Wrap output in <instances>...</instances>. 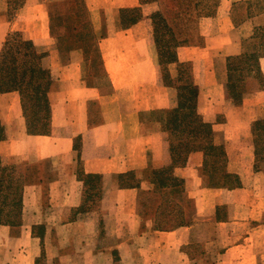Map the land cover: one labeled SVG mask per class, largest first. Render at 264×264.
<instances>
[{
  "label": "crops",
  "instance_id": "obj_1",
  "mask_svg": "<svg viewBox=\"0 0 264 264\" xmlns=\"http://www.w3.org/2000/svg\"><path fill=\"white\" fill-rule=\"evenodd\" d=\"M247 1L221 0L217 14L203 19L214 24L205 41L177 49L180 62L194 65L199 111L226 152L225 171L238 177L230 185L209 170L205 149L174 162L166 126L175 88L162 78L149 18L125 24L121 17L122 9L144 13L149 4L0 0V50L20 32L49 51L45 64L55 76L52 132L29 130L19 90L0 92V157L40 167L23 187L19 221L0 224V264H264V157L251 137L264 116V91L238 103L226 92L228 57L242 52L263 13L238 21L234 9ZM165 168L172 179L154 173ZM130 172L135 184H122ZM90 174L103 175L100 205L72 218ZM168 198L183 222L161 228L155 223Z\"/></svg>",
  "mask_w": 264,
  "mask_h": 264
},
{
  "label": "trees",
  "instance_id": "obj_2",
  "mask_svg": "<svg viewBox=\"0 0 264 264\" xmlns=\"http://www.w3.org/2000/svg\"><path fill=\"white\" fill-rule=\"evenodd\" d=\"M142 3L148 2V0H141ZM208 13L215 10L216 6L208 3L207 4ZM143 16L140 8H129L121 10V17L125 24H130L135 22L139 17ZM156 16H162L165 22L167 30L165 32L169 34L171 40L175 42H170L166 40L162 42L160 39L159 32V23L155 21V34L157 39V47L159 50V64L161 70L163 66H166V63L176 62L180 67L179 73L181 72V67L188 62H180L178 60L177 48L180 45L186 44V41H181L176 37V32L173 26L166 22V18L161 12L153 13L151 16L153 19ZM159 32V33H158ZM20 32H14L11 34L9 39L5 42L2 51L0 52V92L8 90H19L23 98V104L25 108L26 117L28 116V98H36L40 101L42 100L41 105H44V108L48 111L47 116H40L37 122L32 121L27 117L29 130L31 132H50L48 126H43L48 122L43 121L45 118L51 117V105L49 101L48 93L53 87L54 78L51 75V69L42 64V58L47 55V52L39 53L36 49L32 40H25L21 44L19 51H23V57L18 55V52L13 51V37L15 35H20ZM164 35V33H163ZM18 51V50H17ZM168 51V53H165ZM246 56V55H245ZM250 56L247 55V59H250ZM244 55H231L228 57V72H229V81L226 85L227 91L232 89V96L241 98L247 92H251L253 88L244 87L237 83L236 76L242 75L244 69H248L247 65L242 66V64H236ZM168 84H171L169 81L164 80ZM244 85V84H243ZM185 88V93L180 94L179 103L177 106L173 107L170 111V116L168 118V124L166 126L167 131L170 134L171 150L174 162L181 164L185 162L187 155L192 150L205 149L207 154L212 155L213 164L210 165L209 170L221 174L225 178L226 182L230 185L235 184L238 180V177L235 174L227 173L225 171L226 164V152L222 145H217L213 140V129L212 126L203 121L201 114L198 111V96H199V87L194 81H190L183 85ZM230 94V93H229ZM231 95V94H230ZM50 121V120H49ZM264 122L263 120H257L253 124V132L255 136L259 132V124ZM50 123V122H49ZM48 123V124H49ZM5 129L4 126L0 123V138L4 137ZM178 137V142H174L172 138ZM187 137V140L185 138ZM180 138V139H179ZM255 146L257 148V154L259 155L260 151H263L264 148L260 147L258 140L255 138ZM2 161L0 158V166ZM3 168H6L9 165H3ZM160 169L154 170L155 174L161 173L163 179H172L170 169ZM103 175L101 174H90L88 175L87 188H86V197L85 202L82 207H79L74 211L72 218L76 216L78 212H81L83 208L86 210L93 208L94 202L99 198L95 196L98 194V191L90 192V189L98 187L97 183L101 180ZM25 178V179H24ZM175 187H180L177 185L181 182L179 178L176 177ZM27 175L21 176V185L12 186L5 190L2 193V186L0 185V194H3V197L0 202V224L1 223H15L18 222L21 215V205H22V190L27 182ZM0 182L2 178L0 177ZM13 182V181H12ZM136 182V176L134 172L127 173L122 184L132 185ZM161 186H168L166 180L160 179ZM93 193V194H92ZM183 218V216H182ZM183 222V220L176 221L174 223H161L158 224L161 228H168L173 224H178ZM39 229V227H37ZM35 227V232L38 230Z\"/></svg>",
  "mask_w": 264,
  "mask_h": 264
},
{
  "label": "rangeland",
  "instance_id": "obj_3",
  "mask_svg": "<svg viewBox=\"0 0 264 264\" xmlns=\"http://www.w3.org/2000/svg\"><path fill=\"white\" fill-rule=\"evenodd\" d=\"M220 2L221 0H148V2H145V4H149V6H147L145 9L146 13L145 11L144 13L142 11V14L146 15L150 20L151 32H152L151 43L154 48L158 63L160 61V58H159V50L156 42L157 39L155 34V25H156L155 21L159 23V27H160L159 32L161 31L160 39H162L161 41L164 42L166 40H169L170 36L165 32L167 28L164 25L165 22L162 16L159 17L156 16L153 19L151 17L153 13L161 12L163 14V16L166 18V22H168V24L174 27L176 32V37L179 40L186 41V44L203 43L205 41L206 36L214 29V24L211 23L208 24L209 22L203 23V19L207 17L215 16L217 14ZM208 3L212 4L213 6L214 5L216 6L215 10H213L210 13H208V8H207ZM257 13H261V14L259 15ZM251 14L258 15V17L255 20L257 21V24L254 33L249 38L243 41V50L238 55L242 54L244 55V57L240 59L238 62L236 61L237 65L238 64H242V66L247 65L248 69H244L243 74L237 75L235 79L239 85L244 86L246 88L250 87L253 89L251 90V92L245 93L243 97L238 98L232 96V92H231L232 89H229V93L231 94L230 95L226 88L227 99L232 101L233 103H238L242 100V98L247 97L249 95L252 97L253 94H255L257 91H264V70L262 65V59H264V0H248L247 3L246 2L240 3V5L237 6V8H235L233 12V15L238 21L247 18V16ZM25 40H29V39H26L22 33L20 35H15L13 37L12 40L14 46L13 51L18 52L19 57L23 55V51H19V48H21L20 46L21 44H24L23 42ZM172 41L175 42V40L170 39V42ZM33 43L36 46V49L39 53L49 52L48 50L40 49L34 41ZM1 51L2 49L0 50V52ZM165 53H168V51H166ZM247 55H252V56H250V59H247L248 58ZM47 56L48 55L42 58V64L48 67V65L45 64V59ZM175 63L176 62L166 63V66H163L161 70V75L163 80L169 81L171 85L175 88L177 105H178L180 94L185 93L184 90L185 88L183 87V85L190 82L191 80L194 81V83H196V79L193 73L194 65L191 62L185 63V65L181 67L180 73H179L180 67L177 64L176 66L174 65L171 67V65ZM170 67L173 68L174 73L171 71ZM51 75L52 78L55 77L54 72L52 70H51ZM228 81H229V77H228ZM196 84L198 85V83ZM260 95H264V94H260ZM28 99H29L28 100L29 109H28L27 117L29 119L37 122L40 119L38 117L48 115V111L46 110V108H44V105L43 106L41 105L42 100L40 101L39 99L33 97ZM197 101H198V111H199V96ZM262 112L264 113V106ZM51 117H52V109H51ZM51 117L50 119L45 118L43 120L48 123L50 122L49 124L48 123L42 124L43 126L44 125L48 126L50 132L55 130L54 126L52 125ZM257 120L264 121V116L258 118ZM252 134L253 135H251V137L253 138L254 143L256 138L259 142L260 147L264 148V122L259 124L258 135L255 136L253 130H252ZM172 140H174V142L176 143L178 142V137L173 136ZM185 140H187V137L185 138ZM259 155L261 157H264V150L260 151ZM212 157L208 156V167H210V165L213 164L214 157L213 158ZM1 161H2V165L0 166V177L2 178V182H0V185L2 186L3 189L2 193H4L5 190H7L12 186L21 185L20 182L21 176H24V174L27 175V180L33 181L39 177V170H40L39 166L23 168V167H18L15 164H11V163L7 164V162L5 163L4 160H2V158ZM3 165H9V167L7 166L6 168H3L4 167ZM47 171L50 170L48 169ZM95 181H99L97 183L98 187L90 189V192L94 193L95 191H98V194L95 196H99V198L96 200V202H94V205L97 204L96 206H98L100 205L99 201L102 197V194L104 193V190H103V185L101 184V180H95ZM0 196H3V194H0ZM3 197H0V202ZM175 197H178V193H176ZM176 201L169 198L167 199L168 203L166 207V214L159 216L158 222L155 223L156 225L165 222L167 223L176 222L183 219L181 212L176 207L178 205ZM190 250L192 251L193 254L198 255L202 250L201 245L199 243L192 244ZM38 264H48V263L45 260H41Z\"/></svg>",
  "mask_w": 264,
  "mask_h": 264
}]
</instances>
